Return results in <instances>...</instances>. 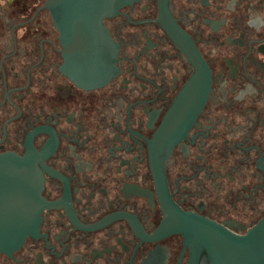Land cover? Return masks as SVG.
Here are the masks:
<instances>
[{"label": "flooded vegetation", "instance_id": "af4514ba", "mask_svg": "<svg viewBox=\"0 0 264 264\" xmlns=\"http://www.w3.org/2000/svg\"><path fill=\"white\" fill-rule=\"evenodd\" d=\"M52 1L0 0V154L30 150L42 200L38 231L0 264H190L182 214L257 227L264 0H130L102 21L98 65L62 46ZM189 47L210 87L174 124Z\"/></svg>", "mask_w": 264, "mask_h": 264}, {"label": "water", "instance_id": "95a60500", "mask_svg": "<svg viewBox=\"0 0 264 264\" xmlns=\"http://www.w3.org/2000/svg\"><path fill=\"white\" fill-rule=\"evenodd\" d=\"M129 2L53 0L44 7L52 9L61 44L75 54L74 61L98 65L99 42L101 40L104 46L108 39L102 21ZM188 55L196 73L170 109L169 121L174 124L198 111L209 92L207 67L194 48L189 47ZM82 56L86 57L83 61ZM32 156L30 150L22 157L14 153L0 154V254L17 251L39 228L42 200L38 192L33 193ZM182 216L188 225L174 230L185 235L192 251L190 264H199L202 254L208 257L210 264H264V219L246 235L235 236L203 218L189 214Z\"/></svg>", "mask_w": 264, "mask_h": 264}]
</instances>
